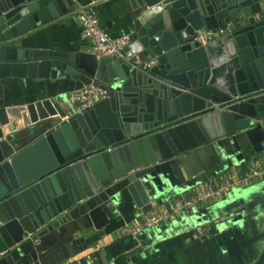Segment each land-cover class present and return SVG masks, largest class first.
<instances>
[{
	"label": "water",
	"instance_id": "1",
	"mask_svg": "<svg viewBox=\"0 0 264 264\" xmlns=\"http://www.w3.org/2000/svg\"><path fill=\"white\" fill-rule=\"evenodd\" d=\"M99 1L0 0V256L21 246L38 264L39 239L63 235L120 192L148 206L144 178L157 164L264 129V0H120L131 42L123 57L93 64L37 45L38 29ZM228 24L227 35L194 41L197 30ZM148 58L157 64L137 66ZM63 74L75 88L95 83L107 96L18 148L20 136L3 131L11 124L7 84Z\"/></svg>",
	"mask_w": 264,
	"mask_h": 264
},
{
	"label": "crops",
	"instance_id": "2",
	"mask_svg": "<svg viewBox=\"0 0 264 264\" xmlns=\"http://www.w3.org/2000/svg\"><path fill=\"white\" fill-rule=\"evenodd\" d=\"M95 10L111 36L128 35L129 19L120 0H101ZM82 27L72 13L38 29V46L74 52L93 64L81 37ZM212 56H221L214 47ZM73 76L12 78L6 86L11 124L5 137L20 136L18 148L78 109L68 100L75 88ZM264 155V129L250 127L204 144L156 165L144 179L151 201L172 199L195 185L219 175L239 176L250 161ZM139 208L124 190L68 224L63 235L39 239L38 264H264V180L232 190L222 201L181 212L175 219L142 231L137 237L120 236L118 229L137 218ZM0 264H36L26 248L17 246L0 256Z\"/></svg>",
	"mask_w": 264,
	"mask_h": 264
},
{
	"label": "built area",
	"instance_id": "3",
	"mask_svg": "<svg viewBox=\"0 0 264 264\" xmlns=\"http://www.w3.org/2000/svg\"><path fill=\"white\" fill-rule=\"evenodd\" d=\"M97 2L80 6L74 13L82 27L81 37L87 43V51L96 58L123 57L125 48L130 44L129 35L111 36L100 23L95 10ZM231 24L217 29H200L196 31L194 41L199 45L209 44L231 32ZM157 64L155 58L139 61L137 66L142 69L152 68ZM68 100L75 103L78 109L93 106L107 96V91L95 83L82 88H72L66 94ZM264 180V155L254 157L239 175H219L195 185L163 202L151 201L149 209L137 218L125 222L118 229L119 235L137 237L148 228L159 226L165 221L175 219L181 212H192L194 209L222 201L228 194L239 187H246L255 181Z\"/></svg>",
	"mask_w": 264,
	"mask_h": 264
}]
</instances>
